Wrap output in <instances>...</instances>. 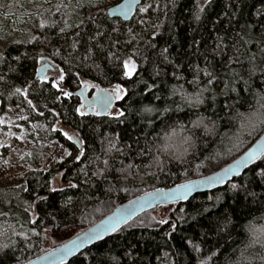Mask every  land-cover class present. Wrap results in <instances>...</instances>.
Instances as JSON below:
<instances>
[{
	"label": "trees",
	"instance_id": "16d2710c",
	"mask_svg": "<svg viewBox=\"0 0 264 264\" xmlns=\"http://www.w3.org/2000/svg\"><path fill=\"white\" fill-rule=\"evenodd\" d=\"M34 1L42 8L27 12ZM119 1L0 0V40L5 42L0 46V116L7 107L20 105L26 113L20 123L27 130L36 123L45 124L49 138L66 143L71 150L67 158L47 170L38 167L42 158L33 152L28 161L34 168L26 180L0 187V213H6L0 215V246L9 245L4 251L10 257L0 264H22L68 241L139 194L213 173L264 132V123L253 133L248 131L264 111L256 103L257 94L264 90V0H144L139 8L151 7L146 12L138 8L130 21L108 15V8ZM78 3L84 6L78 7ZM63 4L69 7L57 12L56 7ZM41 20L47 22L44 28L39 26ZM65 20L71 27L60 33ZM128 29H132L131 35ZM129 40L131 43H125ZM88 48L93 54L83 61ZM109 51L120 59L109 63L105 59ZM129 55L136 61L137 71L125 77L121 64ZM41 56L64 69L63 84L72 91L81 87L77 71L79 79L99 86L122 84L126 93L116 106L124 115L77 114L78 96L63 97L51 81L36 80ZM252 56L255 60L250 61ZM253 65L256 72L250 75L248 69ZM204 69L216 76L211 85H207L210 77L204 75ZM226 83L237 91L226 89ZM205 87L204 103L196 104L195 95ZM225 103L235 106L225 108ZM145 107L157 111L145 112ZM199 117L205 123L207 117L215 121L214 133H205L203 126L194 128L192 122ZM58 121L78 133L82 149L54 128ZM187 136L193 137L195 148L184 142ZM110 141L116 144L111 151ZM139 149L148 154L138 155ZM81 150L84 155L77 160ZM130 163L131 175L121 174L119 169ZM101 168L105 169L103 175H93ZM244 172L252 176L247 168ZM58 174L69 185L54 188L52 180ZM229 189L225 184L175 202L166 223L150 218L154 208L148 210L96 242L99 250L91 245L63 264L81 260L83 264H96L97 260L100 264H197L209 256L208 264H264V196L258 195L253 203L243 193ZM250 190L261 193L259 178ZM208 195H222V199L207 201ZM204 206L211 215H197ZM225 213L232 223L220 231L215 222L219 218L223 223ZM48 232L55 239L51 248H47ZM194 246L201 251L196 252Z\"/></svg>",
	"mask_w": 264,
	"mask_h": 264
},
{
	"label": "snow or ice",
	"instance_id": "6c2138e0",
	"mask_svg": "<svg viewBox=\"0 0 264 264\" xmlns=\"http://www.w3.org/2000/svg\"><path fill=\"white\" fill-rule=\"evenodd\" d=\"M135 2L138 4L139 0H135ZM207 3L208 0H205ZM78 7H83L84 5L82 3H78ZM61 7L63 8H68L69 5L63 4V5H58L56 7V11L59 12ZM121 8H131L130 4H125L121 5ZM151 7V5H147L146 7H140L139 11L140 12H146L148 8ZM203 11V9H201ZM259 15V13H258ZM197 19H199V16H197ZM47 22L45 20H41L39 26L41 28L45 27V24ZM53 24H56V21H52ZM140 23H144V21H140ZM71 25L67 23V20L64 21V27H61L59 29L60 33H65L68 28H70ZM264 27V25H262ZM129 34L131 35L132 29H128ZM102 35V34H99ZM153 36L156 35L155 32L152 33ZM33 39H36V37H33ZM132 39H135L133 36ZM125 43H131V40L125 41ZM153 48L155 45H151ZM72 47L75 49L76 48V43L74 42L72 44ZM97 47L100 49L101 52L104 51L102 45H97ZM163 51L166 53L167 49H163ZM88 54L83 56V61H87L91 58L92 49L88 48L87 50ZM134 54H138L136 50H133ZM57 54H59V50H57ZM41 60H46V57L41 56ZM111 63L113 60H119L120 56L117 55V53L109 51L107 52V56L105 57ZM145 59H147L145 57ZM255 60V56L250 57V61ZM239 62V61H238ZM242 63V62H240ZM229 64H231V60H229ZM84 68H89V65L86 63H83L82 65ZM48 67H56L59 68L58 65L54 64H45L43 68L36 69V75L39 77L41 80H48L47 75L44 74L45 70ZM95 67L99 68V65H95ZM122 70H123V75L125 77H132L133 74L137 71V65L136 61L132 59V56L129 55L127 58L122 60L121 64ZM198 67V66H197ZM198 70H200L198 68ZM204 72V75L206 77H210V79L207 80V85H211L213 83V80L216 79V76L213 75L211 72L207 71L206 69L202 70ZM250 75H254L256 72L255 66L253 65L251 68L248 69ZM157 76L159 75V71L157 70L155 73ZM262 74H264V70H262ZM77 79H78V84L82 86L81 90L76 93L77 96H79L82 100V103H80L76 108L75 112L79 114L80 116H86L89 113L94 114L95 116H103L105 114L107 115H112L111 112L108 110L111 108L113 99L115 100H121L124 98L126 89L123 87L122 84L117 83L114 85L111 89L108 88H101L98 84H93L92 81L87 80V79H79L81 73L77 71L75 73ZM175 75V74H174ZM238 75V74H237ZM243 79L242 77H240ZM0 79H3V77H0ZM65 79V71L63 68H59L58 75L56 79H53L51 81V85L53 88H56L59 90L60 94L63 97H68L70 98L73 93L71 91L65 90L60 86V81H64ZM245 84H247V81H245ZM226 89L230 91H237L236 88L232 87L229 88V85L226 83L225 85ZM89 88H95L96 92L91 95V98L89 96L85 95V92ZM208 90L207 87L201 90V92L197 93L194 97L195 103L196 104H203L204 100L201 98L203 91ZM247 91V89H245ZM17 92H21V89L17 88ZM175 92V86H174V91ZM227 95V92L224 93ZM156 99H160L159 96L156 97ZM56 100H60V96L56 97ZM214 100V98H213ZM192 100H189V103H191ZM256 103L260 106V108L264 109V90H262V93H258L256 97ZM28 104L32 105V101L28 100ZM35 107L34 105H32ZM235 105H229L228 103H225L224 107L225 108H233ZM47 107V105H45ZM87 109V111L85 110ZM145 112H153L157 111L154 107H145L143 109ZM165 112L169 111V109L165 108ZM43 115V113H41ZM116 115L118 116H123V112H117ZM239 117H243V113H238L237 114ZM208 123H205V118L204 117H199L196 121H193L194 128L199 129L201 126H203L205 133H214L215 131V121L212 120L211 117H207ZM151 123V121H149ZM209 124L212 125V127H209ZM241 127H244V124H241ZM65 136L68 137V139H72L71 136L68 135L67 132L64 133ZM184 142L189 143V147L195 148V144L193 141L192 136H187L184 138ZM109 151H111L113 148H116V144L112 143L111 141L109 142ZM129 148L131 147L130 145L128 146ZM149 152L151 151L150 149L148 150ZM187 152V149L184 150ZM66 155L68 153H65ZM138 155L140 156H145L148 153L145 152L144 149H139L138 150ZM84 155L83 151L81 150L80 154L76 156V159L79 160L80 157ZM259 160L260 164H256L255 161ZM123 164V161H121ZM156 163H160L159 159L157 158ZM252 164L253 167L247 168V164ZM105 166L108 165V161H104ZM241 165H245L247 168V172H251L252 176L247 177V173L244 172L242 173L241 171ZM151 165H148L147 167H150ZM133 168V165L130 163L122 168L119 169V172L121 174H124L127 172L128 175H131V169ZM139 170V168L137 169ZM105 169L101 168L98 170V172L93 173V175H103ZM227 178V180H226ZM239 178V179H237ZM256 178H259V186L261 187L262 191L261 193H257L255 191L250 190V185L253 183H256ZM229 184L230 185V191H232L234 194L237 193H243L244 194V199L248 200L251 198L252 202L255 203L257 200L258 195L264 196V144H258L256 147L249 149L243 156L242 159L236 160L234 163L229 165L227 168L222 169L220 172H215L212 175L201 177L198 180H186L182 184L176 185L172 189H168L167 191L163 189H155L150 193H145V197H153V198H160L162 200H187L189 198L190 193L200 185H204L209 188H215L217 184ZM71 187H76V185H70ZM207 201H219L222 199V195H208L206 197ZM139 201H137L138 203ZM130 205L132 202H129ZM135 212V208L129 207L127 209L124 208H117L116 212L113 214V216L108 217L105 221L101 222L99 225H97L95 228L90 229L87 232H84L82 234H78L77 238L75 240L69 241L66 244H64L62 247L57 248L52 250L53 255H54V262L59 261L62 264L63 258L69 254H73L74 252H79L85 244H92L93 247H96L97 250H99V246L94 243V241H103L105 234H107L109 231L111 232H116L120 230V225L121 222L127 223L129 219L133 217V214ZM203 213H209L211 215L210 209L206 206L203 207L202 212H198L197 215H202ZM0 215H6V213H0ZM195 218V217H194ZM223 223L220 222V219L218 218L217 221L215 222V226L218 230L223 231L226 229L231 223L232 220L229 217L227 213H225L222 217ZM35 222V221H33ZM160 223H166V221L161 220ZM11 227V226H9ZM173 229H175L176 225L173 224ZM32 231H35L33 228ZM2 234V233H0ZM15 234V233H14ZM19 235L24 236V233L21 232ZM189 244L192 243L191 240L188 241ZM9 248V245L5 244L3 246H0V252L3 253L2 256H0V260H7L9 259V254L7 251H4ZM194 250L196 252H200L201 249L199 246H194ZM90 255V253H89ZM167 256V253H165ZM214 255V254H213ZM87 258V257H85ZM212 259V256L207 257L204 260H199L197 264H208V261ZM78 264H83V260L79 261ZM96 264H100V261H96Z\"/></svg>",
	"mask_w": 264,
	"mask_h": 264
},
{
	"label": "rangeland",
	"instance_id": "374dc122",
	"mask_svg": "<svg viewBox=\"0 0 264 264\" xmlns=\"http://www.w3.org/2000/svg\"><path fill=\"white\" fill-rule=\"evenodd\" d=\"M41 8L42 6L39 2L34 1L27 7V12H37ZM11 39L12 37L10 40ZM4 44V40L1 39L0 46ZM58 72L59 71L56 70H50L49 74L53 77H51L49 81L56 79ZM91 91H95V88H91ZM85 110L87 111V109ZM117 112H121V110L116 106L111 113L117 116ZM25 117L26 113L20 105H11L7 107L0 116V187L17 186L26 180L27 176L34 168L28 161L30 154H33V152L40 153L42 161L38 167L45 170L52 168L56 163L64 160L71 153L66 143L58 139L49 138V131L45 124L39 122L30 130H27L24 125L20 123ZM263 123L264 111H261L253 120L248 131L253 133L254 129H257ZM54 128L61 130L63 135L65 132H67L69 136L78 135L74 129L64 125L61 121H58ZM65 137L68 138L67 136ZM65 153L68 154L66 155ZM67 185L69 184L63 181L62 174L56 175L52 180V186L54 188H64ZM175 204L176 203H172L154 208L150 212L149 217L156 221H165L168 219L169 213L174 208ZM54 244L55 239L52 234L48 232L47 248L53 247Z\"/></svg>",
	"mask_w": 264,
	"mask_h": 264
},
{
	"label": "water",
	"instance_id": "95a60500",
	"mask_svg": "<svg viewBox=\"0 0 264 264\" xmlns=\"http://www.w3.org/2000/svg\"><path fill=\"white\" fill-rule=\"evenodd\" d=\"M144 2V0H139V3L137 4L135 2V0H120L119 2L111 5L108 10H107V13L110 17L112 18H120L124 21H130L131 19L134 18V16L136 15L137 11H138V8L139 6ZM125 4H130L131 5V8L128 9V8H121L120 6L121 5H125ZM47 59L46 60H41L39 59V66H38V69L40 68H43L45 66V64H54V65H58L54 60L46 57ZM59 66V65H58ZM60 68V66H59ZM59 68H56V67H48L44 74L47 75L48 77V80H41L39 77H37L36 75V80L39 81V82H47L49 81V79L51 78V75L49 74L50 70H56V71H59ZM60 86L62 88H64L65 90H68V91H71L73 93V95H76L77 92H79L82 88V86L77 89V90H70L68 88H66V86L63 84V81H60ZM101 88H108V89H111L112 87H103V86H100ZM58 90V89H57ZM96 92V89L95 91H91V88H89L86 92H85V95L86 96H89V98H91V95L93 93ZM77 96V95H76ZM79 97V96H78ZM80 98V97H79ZM81 99V98H80ZM120 100H115L113 99V103H112V106L111 108L108 110L109 112H112V110L116 107L117 103L119 102ZM81 103H82V100H81ZM91 114V113H89ZM103 116H107V114L103 115ZM110 116V115H109ZM72 139L71 141L78 147V148H81L83 147V143H82V140L81 138L78 136V135H72L71 136ZM258 144H264V132L244 151L242 152L239 156H237L235 159H233L232 161H230L229 163H227L226 165L222 166L221 168H219L218 170H216L215 172H220L222 169H225L227 168L229 165H231L232 163H234L236 160L238 159H242L244 154L249 150V149H252L254 147H256ZM258 161V160H257ZM256 162V161H255ZM252 165V164H247V168ZM246 167L245 165H241V171L242 173L245 171ZM213 172V173H215ZM213 173H210L208 175H205V176H209V175H212ZM205 176H202V177H205ZM201 177L199 178H194V179H190V180H198L200 179ZM227 180V178H226ZM185 182V181H184ZM184 182H181V183H177L175 185H172L170 187H160V188H156V189H163L165 191H167L168 189H172L174 188L176 185L178 184H182ZM227 184V183H225ZM225 184H217L215 188H209V187H206L204 185H200V186H197L189 195V198L187 200H190L192 197H194L195 195L199 194V193H203V192H209L211 190H214L218 187H221ZM153 190L155 189H152V190H149L147 192H144L142 194H139L137 196H135L134 198L114 207L107 215H105L104 217H102L100 220L96 221L95 223H93L92 225H90L89 227H87L86 229L82 230L81 232H79L78 234H82L84 232H87L89 231L90 229L92 228H95L97 225H99L101 222L105 221L108 217H111L113 216V214L116 212L117 208H124V209H127L129 207H133L135 208V212L133 214V217L131 219L128 220L127 223H123L121 222V225H120V229L122 227H124L125 225H127L129 222H131L133 219H135L136 217H138L139 215L143 214L144 212L148 211V210H151L153 208H157L159 206H162V205H167V204H171V203H175V202H181V201H187V200H179V199H175V200H162L160 198H153V197H145V193H150L152 192ZM137 201H139L137 203ZM129 202H132V204L130 205ZM117 232V231H116ZM115 232H111L109 231L107 234H105L104 238H106L107 236L113 234ZM76 234L74 237H72L71 239H69L68 241L56 246V247H53L47 251H45L44 253L22 263V264H61V262L59 261H55L54 262V255H53V251L54 249H57V248H60L62 247L64 244H66L67 242L69 241H72V240H75L77 238V235ZM96 242H99V241H94V243ZM92 244H85V246L79 251V252H74L73 254H69L67 256H65L63 258V261H62V264L65 263V262H68L69 260H71L72 258H74L75 256H77L78 254H80L81 252H83L86 248H88L89 246H91Z\"/></svg>",
	"mask_w": 264,
	"mask_h": 264
},
{
	"label": "flooded vegetation",
	"instance_id": "af4514ba",
	"mask_svg": "<svg viewBox=\"0 0 264 264\" xmlns=\"http://www.w3.org/2000/svg\"><path fill=\"white\" fill-rule=\"evenodd\" d=\"M51 77H53L52 75H51ZM48 82V81H47Z\"/></svg>",
	"mask_w": 264,
	"mask_h": 264
}]
</instances>
